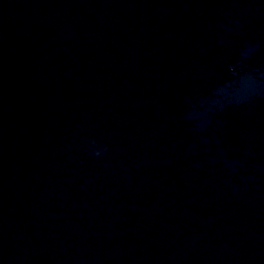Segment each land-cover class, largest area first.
<instances>
[{
  "label": "water",
  "instance_id": "obj_1",
  "mask_svg": "<svg viewBox=\"0 0 264 264\" xmlns=\"http://www.w3.org/2000/svg\"><path fill=\"white\" fill-rule=\"evenodd\" d=\"M0 264H264V0H0Z\"/></svg>",
  "mask_w": 264,
  "mask_h": 264
},
{
  "label": "clouds",
  "instance_id": "obj_2",
  "mask_svg": "<svg viewBox=\"0 0 264 264\" xmlns=\"http://www.w3.org/2000/svg\"><path fill=\"white\" fill-rule=\"evenodd\" d=\"M95 154H96V155H99V152L97 151Z\"/></svg>",
  "mask_w": 264,
  "mask_h": 264
}]
</instances>
